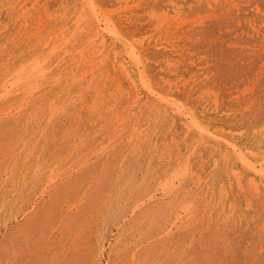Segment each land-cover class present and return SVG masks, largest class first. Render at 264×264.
Here are the masks:
<instances>
[{"label":"rangeland","instance_id":"1","mask_svg":"<svg viewBox=\"0 0 264 264\" xmlns=\"http://www.w3.org/2000/svg\"><path fill=\"white\" fill-rule=\"evenodd\" d=\"M0 88V264H264V0H0Z\"/></svg>","mask_w":264,"mask_h":264},{"label":"bare ground","instance_id":"2","mask_svg":"<svg viewBox=\"0 0 264 264\" xmlns=\"http://www.w3.org/2000/svg\"><path fill=\"white\" fill-rule=\"evenodd\" d=\"M84 18V17H83ZM87 19H85L84 18V20H83V22H85ZM87 22V21H86ZM132 60V59H131ZM140 76H141V80H142V83L144 84V87H145V89L147 90V91H149L150 93H151V95L152 94H156L157 95V93H156V91L154 90V88L148 83V82H146L145 80H144V75H143V73H141L140 74ZM16 84V83H15ZM15 86V85H14ZM1 89V88H0ZM147 93V92H146ZM162 101H164V100H162ZM171 102V101H170ZM169 103V102H168ZM177 108H178V110H179V112H181V110H180V107H178V106H176ZM185 115V114H184ZM186 116V115H185ZM189 117V116H188ZM186 118H187V116H186ZM193 119V117H191V120ZM193 121V126H195V128H197V130L198 131H201V132H205V130L202 128V126L201 125H199V123L196 121V120H192ZM191 122V121H190ZM210 136V135H209ZM246 166V165H245ZM263 174V173H262ZM264 175V174H263ZM262 175V176H263Z\"/></svg>","mask_w":264,"mask_h":264}]
</instances>
